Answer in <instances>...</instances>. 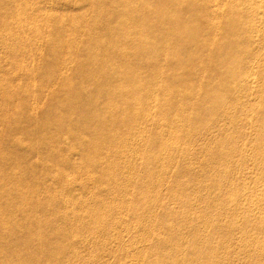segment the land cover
I'll use <instances>...</instances> for the list:
<instances>
[{"label":"rangeland","instance_id":"1","mask_svg":"<svg viewBox=\"0 0 264 264\" xmlns=\"http://www.w3.org/2000/svg\"><path fill=\"white\" fill-rule=\"evenodd\" d=\"M181 1L174 0L176 11L185 8ZM236 1L214 0L211 9L229 12ZM206 3L188 4V13L179 12L178 25L193 27L184 42L171 40L174 32L155 8L146 17L129 19L160 24L154 35L134 34L137 42L154 41L150 50L131 46L122 58L117 34L104 19L97 21L112 13L107 2L99 16L84 0H0V118L8 114L16 122L9 127L0 120V153L6 152L0 162V200L23 189L33 205L38 202L33 214L5 215L17 233L1 237L0 264H43L53 252L56 264H156L158 243L174 242L177 233L186 244L197 241L208 250L199 257L189 256V249L170 251L160 264H210L209 254L219 264H264V245L258 251L253 246L264 238V147L257 144L264 134V42L253 45L258 59H245L241 66L252 70L244 72L245 90L233 97L239 107L227 100L216 118L219 73L204 69L220 40V35L213 40L215 34L226 27L218 16L202 28L199 9ZM242 3L240 11H264V0ZM258 19L263 38L264 13ZM92 30L115 68L102 70L100 57L92 72L79 62L80 49H93ZM165 44L167 54L151 57ZM129 64L131 71L118 80V70L127 71ZM142 66L157 71L144 79L137 74ZM234 71L241 74L239 68ZM189 79L192 98L179 85ZM143 83L147 100L137 90ZM89 96L104 107L107 120L118 119L119 127L107 131L99 148L92 142L90 121L81 119L76 128L68 114ZM34 131L41 135L31 136ZM160 147L167 150L157 153ZM15 154L27 169L18 174ZM148 158L156 160L152 183L146 179ZM216 180L222 187L214 185ZM231 189L239 192L237 200L225 199ZM38 230L52 244L35 242L30 259L24 234Z\"/></svg>","mask_w":264,"mask_h":264},{"label":"bare ground","instance_id":"2","mask_svg":"<svg viewBox=\"0 0 264 264\" xmlns=\"http://www.w3.org/2000/svg\"><path fill=\"white\" fill-rule=\"evenodd\" d=\"M84 1L90 2L92 9L98 12L100 14L99 16L102 15L101 13L104 10L102 6L103 3L107 2V4L110 5L109 10L112 9L111 10L112 13H109L105 18L103 17L97 18V21L104 19L103 21L106 22V26L108 27L107 29L111 31V33L117 34L118 38L115 40V43L118 41V43L116 44L120 45L117 47H118L119 53L121 54V57L123 58V57H126L128 54H130L131 46H134V47L140 46L138 48L143 50V52H145V50H150L152 48L151 44H156V43L154 41H152L151 43L149 42L142 43V41L137 42L136 41L137 38L134 36V34H139L138 36L154 35L158 31L157 25L160 24V22L157 20L154 21V23L151 21H143L142 23H135L129 19H133L134 17H137V18L146 17L147 15H149V12L153 8H155V11H158V13H160L163 16L162 19H164V22H167L170 25L169 30L174 32V37H173L174 39L171 38V40L178 41V42L179 41L184 42L186 37L187 38L189 37L188 34L192 31L193 27H191L190 24H183L181 27L178 25L179 21L181 20L179 16V12L181 13V15L183 14V12L188 13V7L186 5L188 4L199 5V2L201 0H182L181 2L183 4H181V6L183 5L185 6V8L182 7L180 11H176L177 8L174 6V0H84ZM213 1L214 0H207V3L205 6H202L200 9L198 6L197 7L199 9V14H200L199 18H200V23L202 24L203 29H205L206 27L208 28L210 25H212L214 19L217 18L218 16H219L218 18L221 17L220 19L223 20L225 27H226L224 30L221 29V33L215 34L213 40L215 41L219 35H220L219 37L220 40L218 41L217 46L213 50H210V53L208 56L209 63L206 69H204L207 73L210 72V73H213L214 75H216V72L219 73V75H216V76L217 78H219L221 85L218 86V89L215 90L217 91V99L213 103V106L217 108L214 111L216 118H217L219 115L223 114L224 112L223 105L225 104L227 100H232L230 101L232 102V105H231L232 107H236V108L239 107L238 106L239 104H237L238 102L233 101V97H235L234 95H237L240 92V89L243 88L245 90V86L248 85L247 84L248 76H246L247 78H245L244 72H247V71L250 72L252 70L250 67L251 65L247 64L244 67H241V66H243L246 63L245 59H248V58L258 59L259 54L253 50V45L256 41H260V43L261 41L264 42V35H262L263 38H261L260 36L261 33L263 32V27L261 23H259L258 21L259 15L261 13H264V11L254 9L253 7H251L250 11H240L241 7L243 8L245 6L244 3H242L241 5V0L236 1L235 6L234 5L232 6V11H229V12L228 11L226 12L225 11H213L211 9L212 8L211 4L213 3ZM1 11H4V10H2L0 6V15H1ZM120 11L124 12L126 16H121ZM224 12L228 15L227 17L223 15ZM130 14H132V16H130ZM181 18L185 19L182 16ZM230 19H233V20H230ZM95 34L96 33L93 30L89 32V35H90L89 37H90V40H92L91 45L93 46V49L91 51L80 49L83 59L81 58L79 62H81V65L85 67L86 71L92 72L94 70L92 69V67L95 64L94 59L96 61L97 57H100L99 60L102 61V64H101L102 70L104 68H107V70L115 68V66H113L114 64L113 59L109 57V55L105 51L101 53V50H100L101 47H99L101 45V42L99 41L98 38L94 37ZM166 46L167 44L162 46V49L156 52L155 54H152L151 57L159 58L162 55L167 54V52L165 51ZM95 54H96V58H95ZM191 63L193 62L191 61ZM127 67H128L127 71H125L126 67L124 68L122 67L121 69L118 70L117 72L118 80H123L125 78L124 77L125 74L128 73V71H131L132 65L129 64ZM237 68L240 69L241 74H238L237 71L236 72L234 71V69H237ZM144 69H146V73L143 71ZM156 71L157 69H153V68L148 69L142 66L138 69L137 74H139L140 76L144 75V79H147L152 74H155ZM249 78H250V74H249ZM245 79H247V81ZM61 83L64 84V81L61 80ZM128 83L129 82L126 80L124 82H121V84H119L118 86L128 84ZM144 84L145 83L140 84L137 90L138 92L141 93L142 97H145L142 99L147 100L149 96L147 97L148 93L146 89H144L145 87L143 88ZM179 85H181L184 91L187 92L188 98H192L191 95L193 96V94L190 90L192 87L191 79L187 81H182L179 83ZM94 87H96L95 84L93 88ZM109 90H111L110 94H112V89H109ZM100 91L105 92L103 88L100 89ZM76 94H79V92H77ZM244 97L245 96H243V98ZM239 100H242V99L239 98ZM250 103H252V101H250ZM247 105L248 103L245 104L244 106H247ZM252 105L250 106V108L252 107ZM257 107L258 106L255 107L254 112L255 110H257L256 109ZM78 109L79 110L73 111V112L68 111V114L70 115L71 119L74 121L76 128H77V125H79V122L81 121V119L90 121V123L92 124V127L95 129V133H94L95 135L94 136L91 135L92 142L95 145H97L98 148H99V144L103 140L107 139V136H108L107 131L110 128L115 129L119 127L118 119L113 120L112 118H109L107 120L108 115L106 113V110L104 109V107H101L98 104L95 105L93 97H90V96L86 98L84 97L83 102L79 106ZM33 110H37V108L33 107ZM245 116L248 117L249 115L248 116L245 115ZM258 117L260 118V120L263 119L261 115H259ZM0 120H1V123L3 122L7 123L9 127H11L12 125L16 123L12 121V118L8 116V114L1 117ZM239 120H240V117H239ZM124 125L126 126L125 123ZM32 134H37L33 137H39L41 135L40 131L32 132L31 136ZM257 144H259V147L260 145L264 147V134L260 133V137L258 138ZM166 148L160 147L158 148V150L156 149L157 153H160V154L163 153L164 151L167 150ZM34 151L38 152L36 149H33L32 152ZM5 155H6V152L4 149L3 152L0 153V162ZM14 157L16 158L15 160L18 165L16 166L14 172L18 174V173L23 172V170H27L24 166L22 167L20 166L21 163L24 164V158L22 156H17V154H15ZM155 162L156 160H151L149 158L147 159L146 172L148 173H147L146 179L148 180V183H152L155 179V174L153 172ZM40 165H41V162H39V166ZM28 168L29 170L35 172V169L37 168V166H34L33 164H31L28 166ZM11 172L13 171L11 170ZM105 181L109 183L108 178H106ZM214 183H215L214 184L215 186L222 187V185H220L221 183H218L217 180L214 181ZM232 190L233 189H231L227 193L225 199L237 200V198L239 197V192L232 191ZM142 193L145 194L144 190L142 191ZM57 203L58 201H49L48 205L54 206ZM143 204L145 205L144 202ZM37 205H38V202L34 205L32 204V197L28 198L27 193L23 189H21V191L17 195L8 194L5 196L4 200H0V243L2 241L1 237L4 234L7 233L9 235H14L15 233H17V226L15 225V226L10 227L7 224L8 221L4 218L5 215H7L9 218H12L15 216H19L20 214L23 215L25 213V210H28L29 213L31 211V213L33 214L32 210L35 211V208L37 207ZM136 207L138 208L139 205H137ZM232 230L233 228L230 229V231ZM173 234H176V233L173 232ZM176 235H177L176 237H173L174 238L173 240L175 241L172 243H168L167 240L165 239L164 240L162 239L163 242L158 243L157 248H155L153 251V254L155 256H158L156 258L157 259L155 262L156 264L161 263V260L163 257L161 256L162 254H166V253L168 254V252L170 251L175 252L178 250L182 251L183 249L185 250L189 249V251H191V254L189 256L199 257L203 253H205L209 248L207 244L205 245L203 243L200 244V243H197V241H193V244L188 245L183 241V239L180 237L178 233ZM23 239L24 240H23L22 245L23 247H26L30 259L37 250V249L35 250L33 249V244L35 242H38L40 245H43L44 247L50 246L52 244L49 241H45L44 234L40 230L35 231V232L26 231ZM262 245H264V238H263V243L260 242L259 244V242H256L255 244H253L256 251L262 249ZM27 246L29 247V249ZM55 256L56 255L53 252V254H50V257L48 259H45L43 264H56V262L53 263V261L55 260ZM210 256H211L210 264H219L215 255L209 254L208 257ZM193 261L196 263L197 261L196 258H193ZM254 264H259V263H254Z\"/></svg>","mask_w":264,"mask_h":264}]
</instances>
